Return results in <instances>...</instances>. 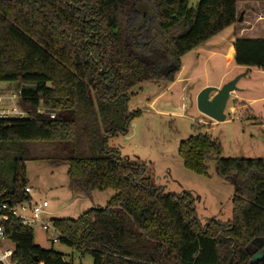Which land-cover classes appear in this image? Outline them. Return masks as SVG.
I'll list each match as a JSON object with an SVG mask.
<instances>
[{"label": "trees", "instance_id": "trees-1", "mask_svg": "<svg viewBox=\"0 0 264 264\" xmlns=\"http://www.w3.org/2000/svg\"><path fill=\"white\" fill-rule=\"evenodd\" d=\"M246 4L257 13L241 10ZM253 18L264 22V0H0V81L20 83V104L32 113L0 120V199L30 198L28 161L66 163L76 193L116 192L105 207L52 220L60 242L94 264H250L264 244V158H222L208 133L180 143L185 168L208 176L214 159L234 187L232 220L203 225L191 193L145 181L144 164L122 158L109 137L128 135L141 114L128 111L135 87L173 83L185 54L238 22L235 63L264 70ZM4 226L14 264H73L36 244L33 227L13 217Z\"/></svg>", "mask_w": 264, "mask_h": 264}, {"label": "rangeland", "instance_id": "rangeland-1", "mask_svg": "<svg viewBox=\"0 0 264 264\" xmlns=\"http://www.w3.org/2000/svg\"><path fill=\"white\" fill-rule=\"evenodd\" d=\"M199 2L189 0V5L194 7ZM240 7L242 10L250 6ZM250 9L253 15L257 13L255 4ZM241 24L226 28L209 42L216 43L224 38L234 42V31L245 26ZM262 24L253 18L252 25L256 27L253 36H264ZM209 55L203 53L198 57L193 51L185 54L174 84L144 82L135 87L131 91L128 111L140 110L141 114L131 122L128 135L109 137L110 146L117 147L122 158L144 164L145 181L161 186L166 192L191 193L203 225L211 218L232 220L234 187L218 176L214 159L209 162L208 176L185 168L179 155L180 143L191 135L208 133L221 144L222 158H264V70L254 67L237 83V87L244 90L241 96L250 102L249 105L237 108L240 101L231 95L226 120L215 122L198 110L197 95L205 87L218 83L222 74L233 79L246 70H241L235 62L228 63L220 53L210 58ZM229 59H232L230 53ZM19 88L20 83L0 81L1 94ZM214 95L215 92L211 93ZM32 147L39 151L37 154H45L40 144ZM27 179L34 200L49 202L46 218L50 220L78 218L92 208L105 207L116 194L111 189L86 195L76 193L69 185L68 165L58 161H28ZM2 194L0 192V197ZM33 230L36 244L65 253L66 259L73 264H94L90 254L81 255L61 242H53L39 225Z\"/></svg>", "mask_w": 264, "mask_h": 264}, {"label": "built area", "instance_id": "built-area-1", "mask_svg": "<svg viewBox=\"0 0 264 264\" xmlns=\"http://www.w3.org/2000/svg\"><path fill=\"white\" fill-rule=\"evenodd\" d=\"M20 98V89L7 94L0 93V120L25 119L31 116L32 113L21 106ZM37 113H47V111L39 109ZM47 114H51L52 118L55 116L52 113ZM24 191L30 196L24 201L0 199V262L3 264H14L12 256L15 244L6 235L4 226V222L11 217L18 219L25 226L39 225L53 242H60L62 236L52 220L46 218L49 202L47 200L35 201L31 186L26 185Z\"/></svg>", "mask_w": 264, "mask_h": 264}, {"label": "water", "instance_id": "water-1", "mask_svg": "<svg viewBox=\"0 0 264 264\" xmlns=\"http://www.w3.org/2000/svg\"><path fill=\"white\" fill-rule=\"evenodd\" d=\"M243 16L244 12H242L239 21L243 20ZM248 71L249 68H247L243 74H240L232 80L226 82L222 85V87L208 86L202 89V91H200L197 95L198 110L214 121H225L227 118L226 108L231 94L239 90L237 83L241 77L247 74ZM213 92H215V95L211 97V93ZM47 113H52V111L47 110ZM258 245L259 250L251 253L250 264H256L258 261L264 260V244L259 242Z\"/></svg>", "mask_w": 264, "mask_h": 264}, {"label": "crops", "instance_id": "crops-1", "mask_svg": "<svg viewBox=\"0 0 264 264\" xmlns=\"http://www.w3.org/2000/svg\"><path fill=\"white\" fill-rule=\"evenodd\" d=\"M215 37V36H214ZM212 40L209 39L206 43H204L203 45H201L200 47L196 48L195 50H193V52H195V54L199 57L200 55H202L203 53H208L211 56L216 55L217 53H220L221 55H224L226 57V60L228 63L230 62H235V47H234V42L232 39H222L220 41H217L216 43H210ZM210 41V42H209ZM219 43V44H218ZM229 53L230 56H232V59H229ZM209 55V58H210ZM183 67V66H182ZM181 67V69H182ZM247 68H249V71L247 72V74L254 68V67H246V66H241L240 69L241 70H246ZM181 69L179 71H181ZM262 70V69H260ZM232 78L227 79V74L224 73L222 74V76L220 77L218 83L213 84L215 87H222V85H224L226 82L230 81ZM176 82V80L173 82V84ZM244 92L243 89H239L236 92H233L231 95H233L234 99H237L240 101V105L237 106V108H245L247 105H249V101L245 98H243L241 96V94ZM212 97V96H211ZM218 122V121H215ZM29 186V185H28Z\"/></svg>", "mask_w": 264, "mask_h": 264}]
</instances>
